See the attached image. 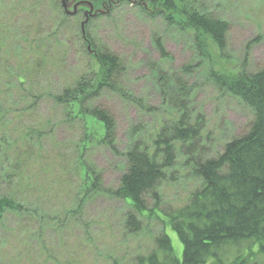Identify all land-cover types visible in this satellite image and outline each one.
Listing matches in <instances>:
<instances>
[{"label": "trees", "instance_id": "1", "mask_svg": "<svg viewBox=\"0 0 264 264\" xmlns=\"http://www.w3.org/2000/svg\"><path fill=\"white\" fill-rule=\"evenodd\" d=\"M47 1L60 20L56 32L65 21L81 15L79 26L72 31L88 64L82 76L60 91H40L37 74L50 67L52 56L48 47H52L56 38L54 35L41 38L36 35L37 30L33 34L27 31L13 36L1 24L0 224L7 214L21 218L36 213L41 223L49 218L36 209L31 213L30 203L18 199L24 190L34 191L37 199L39 193L43 196L40 178L44 175L37 173V169L48 162L38 158H43L41 152L46 148L49 122L39 128L21 125L16 133L10 130L15 121H22L25 113L35 112L39 103L48 98L63 113L66 122H79L82 127L74 162L80 181L75 187L77 207L73 213H79L90 198L106 194L124 203V227L129 233L140 232L142 225L138 217L148 212L153 220L169 227L182 246L179 260L164 232L152 238L153 248L148 253L111 264H264V67L247 73L244 68L229 69L217 63L216 71V63L208 62L210 81L252 114L247 133L226 143L215 157H208L198 148L203 123L199 116L191 123L188 93L182 84L178 86L177 97L168 101L175 115L170 119L161 117L155 130L141 125L131 127L127 148L120 153L115 145L113 118L96 101L104 93H115L139 111L151 112V108L143 99H136L121 88L123 66L119 58L95 45L87 31L86 37L82 36L80 25L87 9L80 8L75 16L68 17L59 0ZM77 1L92 4L98 12L93 19L108 16L120 5L133 4L146 17L161 18L168 27L190 35L200 56L207 61L213 52L222 54L226 47L228 22L213 17L197 0ZM33 8L36 15L37 8ZM154 45L160 56L166 58L159 38L154 39ZM168 79L160 77L162 87L167 86ZM18 109L20 115L16 114ZM98 147L124 160L125 170L115 190H104L100 174L83 160L85 153ZM179 160L185 178H191L195 188L185 203L163 213L164 219H160L156 212L160 206L159 189L166 183H176ZM147 199L154 202V209L147 210Z\"/></svg>", "mask_w": 264, "mask_h": 264}, {"label": "rangeland", "instance_id": "2", "mask_svg": "<svg viewBox=\"0 0 264 264\" xmlns=\"http://www.w3.org/2000/svg\"><path fill=\"white\" fill-rule=\"evenodd\" d=\"M197 2L213 17L229 24L224 52L219 55L213 52L208 61L200 56L190 35L168 27L161 18L146 17L133 4L120 5L108 16L92 19L86 28L95 45L121 61V88L136 99H143L151 108V112L139 111L115 93H104L96 101L95 104L113 118L115 145L120 153L127 148L131 127L141 125L155 130L161 117L170 119L175 115L168 101L177 97L179 84L188 93L191 123L198 116L203 123L197 145L208 157H215L226 143L247 133L252 120L250 110L217 89L207 76L208 62L221 63L229 69L244 68L247 73L264 67V0ZM33 6L37 8L36 15ZM81 19L78 15L74 20L65 21L56 32L60 20L49 1L0 0V26L3 24L13 36L27 31L33 34L37 30L36 35L41 38L48 35L56 38L52 47H48L52 56L50 67L37 74L38 90L46 93L60 91L85 73L88 61L72 31ZM156 38L160 39L166 58L157 51ZM218 68L219 65L215 70ZM160 77L169 78L168 87L161 86ZM16 114L20 115L19 109ZM25 114L24 122L15 121L10 127L11 133L18 132L21 125L39 128L49 122L46 148L41 152L43 158H38L48 162L37 169V173L44 175L40 178L43 196L39 193L37 199L34 191L24 190L18 199L30 203L31 213L36 209L49 218L41 223L36 213L21 218L7 214L0 224V264L126 262L137 254L148 253L153 248L152 238L164 232L170 238L175 256L181 260L182 246L176 235L169 227L149 217L148 212L138 217L142 228L136 234L124 227V203L106 194L90 198L79 213H73L77 207L75 187L80 181L74 162L82 137L81 124L66 122L61 116L63 113L57 111L48 98L39 103L35 112ZM83 160L100 174L104 190L118 188L125 170L121 156L98 147L85 153ZM181 162L179 160L176 166V183H166L159 189L160 206L156 212L160 219H164L163 213L185 203L195 188L191 178H185ZM146 206L147 210L154 209V202L147 199Z\"/></svg>", "mask_w": 264, "mask_h": 264}, {"label": "water", "instance_id": "3", "mask_svg": "<svg viewBox=\"0 0 264 264\" xmlns=\"http://www.w3.org/2000/svg\"><path fill=\"white\" fill-rule=\"evenodd\" d=\"M60 4L64 10V13L68 17H73L75 16L80 8H85L87 9L84 12V20L82 21L80 28L82 32V36L85 38L86 37V30L85 27L90 19H93L96 17L98 12L93 10V6L91 3L86 2V1H77V0H59Z\"/></svg>", "mask_w": 264, "mask_h": 264}]
</instances>
